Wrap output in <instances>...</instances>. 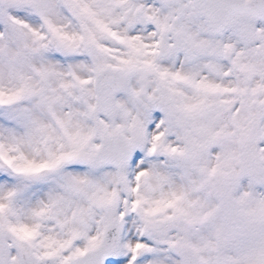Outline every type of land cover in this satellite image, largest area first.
I'll list each match as a JSON object with an SVG mask.
<instances>
[{
  "label": "snow or ice",
  "instance_id": "6c2138e0",
  "mask_svg": "<svg viewBox=\"0 0 264 264\" xmlns=\"http://www.w3.org/2000/svg\"><path fill=\"white\" fill-rule=\"evenodd\" d=\"M0 264H264V0H0Z\"/></svg>",
  "mask_w": 264,
  "mask_h": 264
}]
</instances>
